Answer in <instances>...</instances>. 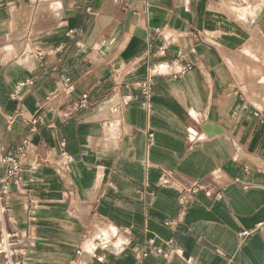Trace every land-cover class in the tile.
Listing matches in <instances>:
<instances>
[{"label":"crops","instance_id":"crops-1","mask_svg":"<svg viewBox=\"0 0 264 264\" xmlns=\"http://www.w3.org/2000/svg\"><path fill=\"white\" fill-rule=\"evenodd\" d=\"M150 31L156 53L145 60ZM159 60L193 68L158 76L148 112L137 83ZM24 79L35 84L16 100ZM262 121L264 0H0V146L14 154L22 138L33 143L0 235L32 233L30 264H73L101 226L108 242L90 241L79 264H264ZM63 147L75 161L59 176ZM195 181L224 187L222 198L185 194L183 209Z\"/></svg>","mask_w":264,"mask_h":264},{"label":"built area","instance_id":"built-area-1","mask_svg":"<svg viewBox=\"0 0 264 264\" xmlns=\"http://www.w3.org/2000/svg\"><path fill=\"white\" fill-rule=\"evenodd\" d=\"M163 28L157 27L153 29L154 33L160 35L162 33ZM152 31V30H151ZM151 31L148 35V48L145 51L144 59L150 60L155 57L154 52V39L151 35ZM79 30L77 29H67L66 35L70 38L74 39L78 34ZM37 56L42 57V54H38ZM193 68L192 64L184 63L182 60L180 61H162L159 60L155 64H151L148 67L147 72L142 77L140 81H138L139 86V94L141 97V105L149 112L151 110V102L154 96V86L156 83V78L158 76H172L178 77L182 74H185L189 70ZM63 85L66 94L70 95L73 93L75 89L74 82L68 78L63 77ZM33 79H24L18 81L13 89L12 98L16 100L24 99V89L26 87L34 85ZM89 94L85 93L79 99L77 104V110L87 108L89 105L88 102ZM256 116H259L260 113L256 112ZM264 123V121H262ZM33 132H36V128L32 129ZM150 141L152 138V134L149 135ZM33 150V143L29 137H24L19 140L15 147L14 154H6L5 148L0 146V168H3L4 175L0 177V211L4 212L6 210V205L8 204V196L10 190L12 188L20 189L21 185L24 183V161L27 156ZM75 158L66 151L63 147L58 155V157L54 161V167L57 175L62 176L67 174L71 170V166L74 163ZM160 180L163 183L169 182L172 180L171 173H163L160 177ZM236 181H239L237 179ZM207 181H195L193 184L185 187L183 195L179 198V203L183 206L185 205V194L195 195L198 192H204L208 195L212 196L214 200H219L222 198L225 188L224 187H216L212 186ZM34 207L30 206L28 213L29 225L34 227L31 223V219L34 217ZM183 213V211H182ZM166 225L175 230L178 227L177 221H168ZM129 228H124L123 231L128 232ZM252 231L244 230L240 233V236L245 238L251 234ZM32 233L30 235L23 236L19 231L12 230H4L0 235V264H30V259L27 257L28 250L31 246ZM172 243V240L168 241V244ZM148 246L152 249V252L156 256H162L165 259H169V253L166 249L157 244L156 239L150 238L147 241ZM82 251V247L77 250V253L80 254ZM150 251L144 249L140 252L137 257L139 260L146 258L150 255Z\"/></svg>","mask_w":264,"mask_h":264},{"label":"rangeland","instance_id":"rangeland-1","mask_svg":"<svg viewBox=\"0 0 264 264\" xmlns=\"http://www.w3.org/2000/svg\"><path fill=\"white\" fill-rule=\"evenodd\" d=\"M106 228V226L98 227L93 235L87 236L82 244V253L81 255L77 253L78 260L74 262L73 264H79V261L83 258H86L87 253V245L90 243V241H93L94 245H98V243H106L107 240L102 238V231ZM110 241V240H109ZM114 241V240H113ZM112 241V242H113ZM87 254H85V253ZM84 264V263H83Z\"/></svg>","mask_w":264,"mask_h":264},{"label":"water","instance_id":"water-1","mask_svg":"<svg viewBox=\"0 0 264 264\" xmlns=\"http://www.w3.org/2000/svg\"><path fill=\"white\" fill-rule=\"evenodd\" d=\"M210 127H211L210 124L204 125V127H203V129H205V130L207 131V134H208V135H212V133H210V132L208 131Z\"/></svg>","mask_w":264,"mask_h":264},{"label":"bare ground","instance_id":"bare-ground-1","mask_svg":"<svg viewBox=\"0 0 264 264\" xmlns=\"http://www.w3.org/2000/svg\"><path fill=\"white\" fill-rule=\"evenodd\" d=\"M90 247V246H89ZM93 251V250H92ZM91 254V253H90Z\"/></svg>","mask_w":264,"mask_h":264}]
</instances>
